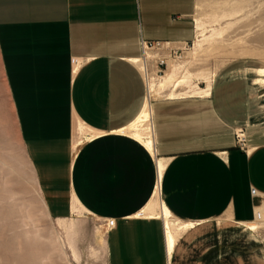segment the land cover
<instances>
[{
  "label": "crops",
  "instance_id": "obj_1",
  "mask_svg": "<svg viewBox=\"0 0 264 264\" xmlns=\"http://www.w3.org/2000/svg\"><path fill=\"white\" fill-rule=\"evenodd\" d=\"M197 8L0 0L4 72L45 206L104 222L110 264H263L250 244L264 226V66L233 59L205 83L180 61L162 75L142 61L144 41L193 44Z\"/></svg>",
  "mask_w": 264,
  "mask_h": 264
},
{
  "label": "rangeland",
  "instance_id": "obj_2",
  "mask_svg": "<svg viewBox=\"0 0 264 264\" xmlns=\"http://www.w3.org/2000/svg\"><path fill=\"white\" fill-rule=\"evenodd\" d=\"M196 19L192 52L179 62L187 73L207 83L233 59L264 66V0H198ZM141 121L148 140V121ZM40 192L0 50V264H110L104 222L84 210L58 220ZM153 204L164 214L160 200ZM258 232L261 243L250 244V256L264 264V226Z\"/></svg>",
  "mask_w": 264,
  "mask_h": 264
},
{
  "label": "built area",
  "instance_id": "obj_3",
  "mask_svg": "<svg viewBox=\"0 0 264 264\" xmlns=\"http://www.w3.org/2000/svg\"><path fill=\"white\" fill-rule=\"evenodd\" d=\"M191 44L185 46H176L171 42L163 41H144V56L146 55L147 50H153L156 52L154 59H151L147 62L148 68H151V64L155 66L158 71V74L162 75L169 67L170 62L180 61L184 59V51L190 47ZM237 138L239 144L245 148L247 136L244 129L237 131ZM252 193L255 195L257 190L253 188ZM115 220L110 219L108 225L110 227L114 226Z\"/></svg>",
  "mask_w": 264,
  "mask_h": 264
},
{
  "label": "bare ground",
  "instance_id": "obj_4",
  "mask_svg": "<svg viewBox=\"0 0 264 264\" xmlns=\"http://www.w3.org/2000/svg\"><path fill=\"white\" fill-rule=\"evenodd\" d=\"M186 44H183L182 46H185ZM192 45V44H191ZM191 45H190V47L187 49V50H185L184 51V59H185V57L186 56H189V54L192 52L191 50H190V48H191ZM155 56H156V52L155 51H153V50H147L146 51V55H145V57H143L142 58V61L144 62V66H145V69H146V67L148 66L147 65V62L149 61V60H151V59H154L155 58ZM184 59H182V60H184ZM182 60H180V61H182ZM171 63L172 62H170V65H171ZM147 65V66H146ZM169 65V66H170ZM155 67V66H154ZM157 73H158V71H157ZM242 128H239V129H237V131H239V130H241ZM262 211H263V207L261 206V207H258L257 208V215L259 214V216H261L260 214L262 213ZM63 222L65 221V220H62ZM74 250V253L77 255V253H76V250L75 249H73ZM94 251H95V249H93Z\"/></svg>",
  "mask_w": 264,
  "mask_h": 264
}]
</instances>
